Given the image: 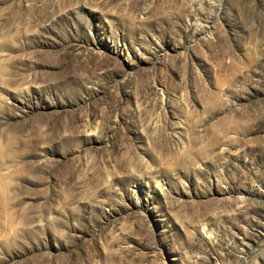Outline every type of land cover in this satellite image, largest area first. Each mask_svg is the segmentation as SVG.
<instances>
[{
    "label": "rangeland",
    "instance_id": "rangeland-1",
    "mask_svg": "<svg viewBox=\"0 0 264 264\" xmlns=\"http://www.w3.org/2000/svg\"><path fill=\"white\" fill-rule=\"evenodd\" d=\"M0 264H264V0H0Z\"/></svg>",
    "mask_w": 264,
    "mask_h": 264
}]
</instances>
